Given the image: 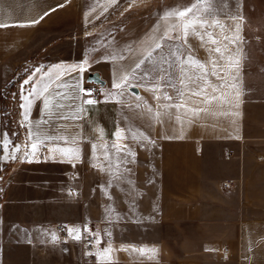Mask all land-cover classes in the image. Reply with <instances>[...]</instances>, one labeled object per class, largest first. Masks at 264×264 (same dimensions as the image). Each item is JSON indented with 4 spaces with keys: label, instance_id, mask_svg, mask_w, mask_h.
<instances>
[{
    "label": "crops",
    "instance_id": "0c3cea01",
    "mask_svg": "<svg viewBox=\"0 0 264 264\" xmlns=\"http://www.w3.org/2000/svg\"><path fill=\"white\" fill-rule=\"evenodd\" d=\"M60 1L0 0V264H264V124L248 110L244 13L228 0H201L211 2L196 12L206 28L185 42L182 25L178 39L153 42L160 47L142 58L139 85L134 68L104 77L25 55L39 34L69 24ZM95 74L101 100L87 104ZM29 130L43 142L25 159ZM106 142L108 186L96 169L92 206L69 202L72 168ZM88 218L100 227L89 256L65 226Z\"/></svg>",
    "mask_w": 264,
    "mask_h": 264
},
{
    "label": "rangeland",
    "instance_id": "374dc122",
    "mask_svg": "<svg viewBox=\"0 0 264 264\" xmlns=\"http://www.w3.org/2000/svg\"><path fill=\"white\" fill-rule=\"evenodd\" d=\"M60 2L68 6L69 24L62 30L39 34L25 55L28 54L32 61L41 59H46L49 63L65 61L73 68H86L88 72H98L104 77H109L116 68L123 71L122 75H125L127 67L134 68V81L140 85L141 67L137 69L136 65H141L142 58H147L148 54L150 57L156 56L158 49L153 48V42L178 39L177 34L181 26L191 19L189 16L184 18L167 16L166 13L168 10H182L195 0L192 2L189 0H62ZM210 4L211 2H200L199 12ZM225 4L234 6L244 13L249 62L246 79L248 110L251 120L264 124V0H228ZM165 33L171 39L166 38ZM260 59H262L261 64L257 62ZM13 83L18 84L17 81ZM15 93L19 99V91L16 90ZM8 117L7 119H12ZM93 146L88 150L89 156L85 163L80 167L72 168L71 171L77 175L76 182L71 183V189L64 194V198H68L69 202L83 203L86 207L92 206L94 201L96 169L105 170L106 176L102 178V183L106 187L109 184L108 142ZM102 195L108 212V190ZM83 211L88 212L89 209L85 208ZM65 226L68 230H73L70 236H75L77 230L79 231L80 241L76 243L81 244L82 240L85 253L89 256L88 250L91 245L87 242V236L89 233L94 236L99 235L100 227L89 218L84 225ZM59 229L63 233V227L60 226ZM75 257L76 251L71 256L72 260ZM40 260L42 258L39 257ZM63 260L65 264L72 263L70 259ZM59 261L61 262V258Z\"/></svg>",
    "mask_w": 264,
    "mask_h": 264
},
{
    "label": "snow or ice",
    "instance_id": "6c2138e0",
    "mask_svg": "<svg viewBox=\"0 0 264 264\" xmlns=\"http://www.w3.org/2000/svg\"><path fill=\"white\" fill-rule=\"evenodd\" d=\"M201 2V0H195L194 3H192L190 6L188 7H185L183 8L182 10L180 9H177L175 11L173 10H168V12L166 13L167 16H175L176 18H184L186 16H189V14H192L193 19H190L188 22L184 23L183 24V29H184V33H185V36H184V39H185V42L187 41V38H188V34L191 33L193 36L197 35V29L198 28H206V22L203 20V19H200L199 17H196V12L199 11L198 9V4ZM36 21H33V23H35ZM6 25H0V27H4ZM206 34V33H205ZM205 34H201L199 35V39L203 42L204 40V35ZM165 37L168 38V39H171V37L168 36L167 33H165ZM213 43H215V41L213 40ZM160 45H157V48H159ZM216 52H220V49L219 48H216L215 49ZM173 55H175V53H173ZM222 55V54H221ZM123 57H121L122 59ZM112 59H115V57H112ZM198 63V62H197ZM141 67L140 64H137L136 65V68L139 69ZM198 67H200L201 69H203V65L202 64H199L198 63ZM83 70V69H82ZM221 79H223V77H221ZM124 80L126 81L127 80V77H124ZM171 81V77L169 76V83ZM25 83L27 84L28 81H25ZM114 88H121L123 85L121 83H116V82H113V85H112ZM47 90V89H45ZM85 92L86 95H91V91L89 89H85L83 90ZM201 93L200 92H194L193 95H200ZM166 99H170V97H165ZM85 103L87 104H93L95 103L94 100L92 99H86L85 100ZM45 105L47 107V102H45ZM27 105L25 104H21V109L24 110V120H25V124L27 123L28 121V115H27ZM47 139H51L50 137L49 138H46ZM29 140L31 141H34L30 144V148H29V151L28 152H25V159L28 158L29 154L30 153H34L35 150L37 149L38 147V144L39 143H42L43 141L40 140V137L38 135H34V133L29 130ZM7 147V144L6 143H3V142H0V149L2 148H5ZM14 149L16 151H18L19 149L18 148H15V146H13ZM95 147V146H93ZM75 151V150H73ZM2 158V157H0ZM16 157L13 155L12 156V159H15ZM69 234L71 235L73 230L72 229H69ZM76 239H79L80 238V235H79V231L77 230V233L75 235ZM53 239H55V236H53ZM135 251V249H133ZM105 253H110V249H104L103 250ZM141 253L144 252L143 249H140ZM155 250H153L154 252Z\"/></svg>",
    "mask_w": 264,
    "mask_h": 264
},
{
    "label": "built area",
    "instance_id": "2783aa9c",
    "mask_svg": "<svg viewBox=\"0 0 264 264\" xmlns=\"http://www.w3.org/2000/svg\"><path fill=\"white\" fill-rule=\"evenodd\" d=\"M95 76H97L99 79L102 80L101 76L99 74H95ZM103 84L100 81H96L93 80L91 78H89L88 84L86 86L85 89H89L91 91V95H86L89 99H92L95 101V103H98L101 100V93H102V89H103ZM8 104H9V111L7 110L10 118H13V116L18 112V99L16 97V94H12L9 98H8ZM18 121V127L20 129V134H21V140H22V146L23 149H27L28 146V140L27 137L25 135V124L20 121ZM47 150V147L44 146L43 147V151ZM41 156L43 157V153L41 154ZM95 236L92 233H89L87 236V242L89 245H93L95 244Z\"/></svg>",
    "mask_w": 264,
    "mask_h": 264
},
{
    "label": "water",
    "instance_id": "95a60500",
    "mask_svg": "<svg viewBox=\"0 0 264 264\" xmlns=\"http://www.w3.org/2000/svg\"><path fill=\"white\" fill-rule=\"evenodd\" d=\"M91 79L96 80V81H100L102 84H104L103 80L99 79V78H98L97 76H95V75H93V76L91 77ZM132 91H133L134 93H137V92H138V90H137L136 88H132ZM0 153H1V149H0Z\"/></svg>",
    "mask_w": 264,
    "mask_h": 264
},
{
    "label": "trees",
    "instance_id": "16d2710c",
    "mask_svg": "<svg viewBox=\"0 0 264 264\" xmlns=\"http://www.w3.org/2000/svg\"><path fill=\"white\" fill-rule=\"evenodd\" d=\"M3 102H4V104H6V100H5V98H3Z\"/></svg>",
    "mask_w": 264,
    "mask_h": 264
}]
</instances>
